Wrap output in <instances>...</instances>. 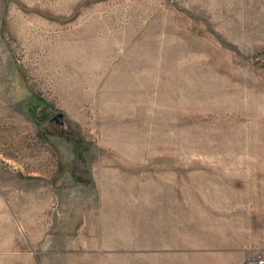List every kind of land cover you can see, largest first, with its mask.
<instances>
[{
    "label": "rangeland",
    "instance_id": "374dc122",
    "mask_svg": "<svg viewBox=\"0 0 264 264\" xmlns=\"http://www.w3.org/2000/svg\"><path fill=\"white\" fill-rule=\"evenodd\" d=\"M252 258L264 0H0V264Z\"/></svg>",
    "mask_w": 264,
    "mask_h": 264
},
{
    "label": "water",
    "instance_id": "95a60500",
    "mask_svg": "<svg viewBox=\"0 0 264 264\" xmlns=\"http://www.w3.org/2000/svg\"><path fill=\"white\" fill-rule=\"evenodd\" d=\"M62 118H63V116L62 115H59L58 117H56V121L58 123H62Z\"/></svg>",
    "mask_w": 264,
    "mask_h": 264
},
{
    "label": "bare ground",
    "instance_id": "6f19581e",
    "mask_svg": "<svg viewBox=\"0 0 264 264\" xmlns=\"http://www.w3.org/2000/svg\"><path fill=\"white\" fill-rule=\"evenodd\" d=\"M251 261H253V263H250V264H254V263H255V264H258V262H257V261H255V259H254V258H252V259H251Z\"/></svg>",
    "mask_w": 264,
    "mask_h": 264
},
{
    "label": "built area",
    "instance_id": "2783aa9c",
    "mask_svg": "<svg viewBox=\"0 0 264 264\" xmlns=\"http://www.w3.org/2000/svg\"><path fill=\"white\" fill-rule=\"evenodd\" d=\"M261 263V262H260Z\"/></svg>",
    "mask_w": 264,
    "mask_h": 264
}]
</instances>
